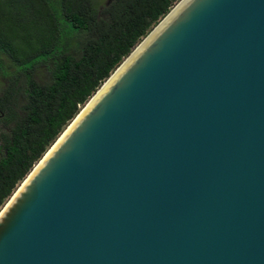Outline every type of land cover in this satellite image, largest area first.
<instances>
[{
	"label": "water",
	"instance_id": "obj_1",
	"mask_svg": "<svg viewBox=\"0 0 264 264\" xmlns=\"http://www.w3.org/2000/svg\"><path fill=\"white\" fill-rule=\"evenodd\" d=\"M60 136L0 264H264V0H180Z\"/></svg>",
	"mask_w": 264,
	"mask_h": 264
},
{
	"label": "trees",
	"instance_id": "obj_2",
	"mask_svg": "<svg viewBox=\"0 0 264 264\" xmlns=\"http://www.w3.org/2000/svg\"><path fill=\"white\" fill-rule=\"evenodd\" d=\"M48 8L47 0H34ZM180 0H58L59 20L77 47L55 50L54 15L24 50L9 33L6 3L0 0V55L18 77L0 94V210L71 121L137 45ZM41 26V25H40ZM40 29V28H39ZM41 34V35H40ZM35 37V40H34ZM33 62L30 67L20 66ZM45 67L48 83L34 73ZM0 72H3L0 64Z\"/></svg>",
	"mask_w": 264,
	"mask_h": 264
},
{
	"label": "rangeland",
	"instance_id": "obj_3",
	"mask_svg": "<svg viewBox=\"0 0 264 264\" xmlns=\"http://www.w3.org/2000/svg\"><path fill=\"white\" fill-rule=\"evenodd\" d=\"M5 5V9L8 13V26L10 27L9 33L16 37V41L21 45V49L24 50L25 46L28 44H33L32 36H36L37 30L41 31L47 26L46 15L47 9L54 15L55 25L57 26L58 36L55 43V50H63L65 48H70L69 53L74 54V50L71 48L77 47V44L72 42L68 38V32L70 30L69 26L59 20V14L57 10L58 0H47L48 8H40L34 0H2ZM98 9H101L110 0H97ZM41 25V26H40ZM40 28V29H39ZM33 33V34H32ZM41 35V34H40ZM35 40V37H34ZM25 51V50H24ZM33 62L26 63L19 67L21 70L23 67H30ZM0 64L3 68V72H0V94L2 91L11 84V80L16 79L18 75L15 73V66L12 65L10 60L5 56L0 55ZM34 80L38 84H45L49 81V76L45 70V67H39L33 75ZM10 199V198H9ZM4 207V206H3ZM2 207V208H3ZM1 208V209H2Z\"/></svg>",
	"mask_w": 264,
	"mask_h": 264
},
{
	"label": "bare ground",
	"instance_id": "obj_4",
	"mask_svg": "<svg viewBox=\"0 0 264 264\" xmlns=\"http://www.w3.org/2000/svg\"><path fill=\"white\" fill-rule=\"evenodd\" d=\"M82 109H83V108H82ZM82 109H81V110H82ZM66 129H67V128H66ZM66 129L63 131V133H62L61 135L64 134V132L66 131ZM60 137H61V136H60ZM58 138H59V137H58ZM46 153H47V152H46ZM19 187H20V186H19ZM19 187H18V188H19ZM18 188H17V189H18ZM14 194H15V192L13 193V195H14ZM8 201H9V200H8ZM2 209H3V208H2ZM0 211H1V210H0Z\"/></svg>",
	"mask_w": 264,
	"mask_h": 264
}]
</instances>
